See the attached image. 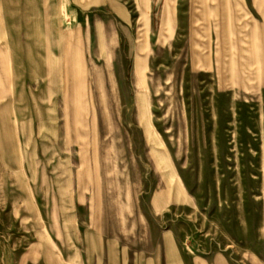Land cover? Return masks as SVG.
I'll use <instances>...</instances> for the list:
<instances>
[{
  "label": "rangeland",
  "instance_id": "obj_1",
  "mask_svg": "<svg viewBox=\"0 0 264 264\" xmlns=\"http://www.w3.org/2000/svg\"><path fill=\"white\" fill-rule=\"evenodd\" d=\"M237 3L229 21L224 0H142L108 17L88 70L120 145L100 175L101 233L67 190L95 184L76 160L42 218L0 164V264H264V42L250 32L263 10Z\"/></svg>",
  "mask_w": 264,
  "mask_h": 264
},
{
  "label": "crops",
  "instance_id": "obj_2",
  "mask_svg": "<svg viewBox=\"0 0 264 264\" xmlns=\"http://www.w3.org/2000/svg\"><path fill=\"white\" fill-rule=\"evenodd\" d=\"M141 3L0 0V164L14 183L16 176L21 179L23 201L29 191L40 218L51 216L64 164L74 159L95 184L79 187L70 181L72 204L78 208L84 201L88 233H101L100 175L106 174L108 145H120L105 134L104 120L96 114L88 74L95 61L91 47L111 14L125 16L128 5ZM76 50L79 57L70 56ZM74 222L78 232V219Z\"/></svg>",
  "mask_w": 264,
  "mask_h": 264
},
{
  "label": "bare ground",
  "instance_id": "obj_3",
  "mask_svg": "<svg viewBox=\"0 0 264 264\" xmlns=\"http://www.w3.org/2000/svg\"><path fill=\"white\" fill-rule=\"evenodd\" d=\"M237 2L238 0H224L223 15L227 21H229L231 15H233L234 13L241 14L243 12L242 8ZM253 3L258 8L259 11L263 10L261 11V16L264 24V9H262L264 8L262 4L263 0H253ZM250 32L251 35H253V41L260 39L262 42H264V25L262 26V30H261V27H259L255 22H253ZM256 73L258 74V71H256Z\"/></svg>",
  "mask_w": 264,
  "mask_h": 264
}]
</instances>
